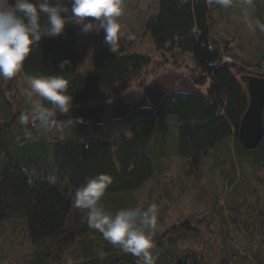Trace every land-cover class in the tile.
<instances>
[{"label": "rangeland", "instance_id": "1", "mask_svg": "<svg viewBox=\"0 0 264 264\" xmlns=\"http://www.w3.org/2000/svg\"><path fill=\"white\" fill-rule=\"evenodd\" d=\"M157 11L158 0H124L118 21L122 35L119 52L140 54L151 60L141 72V78L148 79V82L161 73L175 70L188 75L201 93H207V79L197 71L191 54L170 53L154 47L145 25ZM243 12L244 6L239 0H232V7L227 10L208 6V39L218 49L221 64L240 69L247 78L260 77L264 75V34L258 29H247ZM249 12L252 19L264 24V0H253V9ZM68 17L70 13L69 16L62 14V18ZM103 40L102 31L99 35L95 32L81 34L79 29L78 74L93 72L92 49L95 43ZM25 78L21 71L11 81L0 78V144L3 145L0 151V190L3 192H10L9 180L18 161L32 160L40 149H47L55 140L84 141L128 136L131 128L140 121V118L128 116L101 126L59 121L47 129L33 127L31 123L25 129L18 123L20 114L29 111L21 94L26 89ZM146 85L133 86L124 92L143 89ZM93 103L91 105L102 102ZM160 122L162 125L154 131L150 150L155 161L153 177L133 193L104 195L98 206L115 215L120 210L156 205L158 218L154 236L170 232L169 237L174 241L164 255L152 254L153 264H175L179 259L183 264H262L264 158L260 159L257 153L260 146L247 152L234 138L228 139L203 155L196 171L190 168L191 160L176 155V124L168 118ZM262 122L264 132L263 115ZM26 131L30 138L25 137ZM41 168L42 164L31 168L33 180L46 173ZM61 183L65 186L64 181ZM71 196L73 199L74 193ZM73 211L67 226L68 236L73 234V242L67 246L62 241L64 237L55 246H49L48 264H83L91 259H86L87 255L102 259L120 252L96 231L88 230L82 234L87 226V213ZM184 225L188 226L187 232L180 229ZM34 254L24 222L9 209L0 220V264H29Z\"/></svg>", "mask_w": 264, "mask_h": 264}, {"label": "trees", "instance_id": "2", "mask_svg": "<svg viewBox=\"0 0 264 264\" xmlns=\"http://www.w3.org/2000/svg\"><path fill=\"white\" fill-rule=\"evenodd\" d=\"M29 2L35 3V0ZM9 3L13 4L14 0ZM65 6L70 7L68 2ZM40 23H45L44 17ZM145 31L157 50L191 54L197 71L207 79V93L175 94L155 108L134 112L130 117L140 118V121L128 136L56 140L47 149H40L32 160H19L9 180L10 192L0 190V220L10 209L24 222L35 250L29 264H48L49 246H55L64 237L62 241L67 246L72 244L73 234L69 233L68 238L67 233L74 212L71 193L83 187L87 180L107 175L112 183L104 195H121L139 190L153 177L155 161L151 144L154 131L161 127L163 118L176 124V155L191 160L190 168L196 171L201 166L200 158L208 151L228 139L238 141L239 123L248 106L247 75L220 63L218 49L208 39L205 0H158V11L146 23ZM76 37L77 26L68 23L61 36L42 38L40 44L32 46L21 69L22 75L62 77L68 82L69 106L108 102L128 88L141 87L148 82L141 78V72L151 64L149 58L121 52L111 55L103 42L95 43L92 49L93 72L78 74ZM64 61L69 64L61 71L59 65ZM259 146L257 153L263 159L264 140ZM2 147L0 144V151ZM36 164H42L41 170L46 173L33 180L30 170ZM187 228L184 225L180 229L187 232ZM88 230L86 226L81 233L86 234ZM169 234L159 233L153 237L152 254H165L174 241ZM89 258L83 264H138L131 255L121 252L102 259L87 255L86 259ZM174 263L183 264V261L179 259Z\"/></svg>", "mask_w": 264, "mask_h": 264}, {"label": "clouds", "instance_id": "3", "mask_svg": "<svg viewBox=\"0 0 264 264\" xmlns=\"http://www.w3.org/2000/svg\"><path fill=\"white\" fill-rule=\"evenodd\" d=\"M0 0V78L13 80L21 71L30 55L33 45L40 44L42 38H56L63 34L65 25L71 23L80 27L81 34L104 33V45L111 55L119 52L122 38L118 23L124 0ZM244 6V23L249 31L259 30L264 34V24L251 18L253 0H239ZM208 6H219L227 10L232 0H205ZM69 19L62 18L69 16ZM41 17L45 23L41 25ZM91 21V22H89ZM131 39V37H129ZM64 61L59 65L61 71L68 66ZM26 89L21 93L29 106V111L18 117L20 126L27 129L31 123L50 128L56 113L66 115L70 99L66 95L68 82L60 76H28ZM51 107H45L44 105ZM25 137L30 138L25 132ZM112 183L107 175H98L86 181L77 189L73 197V208L87 213V226L98 232L104 241L122 254L131 255L138 264H153V237L157 226L158 209L156 205L146 208L135 207L120 210L110 215L99 202Z\"/></svg>", "mask_w": 264, "mask_h": 264}, {"label": "water", "instance_id": "4", "mask_svg": "<svg viewBox=\"0 0 264 264\" xmlns=\"http://www.w3.org/2000/svg\"><path fill=\"white\" fill-rule=\"evenodd\" d=\"M71 7V0H68ZM188 75L169 70L152 79L143 89H133L115 99L91 106H69L66 115L56 113L51 124L72 121L82 125L101 126L119 121L142 109H152L175 94H201ZM248 106L242 115L237 131L241 147L254 151L263 139L262 115L264 112V75L246 79ZM33 127L39 126L31 124Z\"/></svg>", "mask_w": 264, "mask_h": 264}, {"label": "crops", "instance_id": "5", "mask_svg": "<svg viewBox=\"0 0 264 264\" xmlns=\"http://www.w3.org/2000/svg\"><path fill=\"white\" fill-rule=\"evenodd\" d=\"M79 29L80 27L77 26V37H76V46H75V50H76V58L78 60V54H77V50H78V36H79ZM78 63V62H77ZM77 63H76V67H77Z\"/></svg>", "mask_w": 264, "mask_h": 264}, {"label": "bare ground", "instance_id": "6", "mask_svg": "<svg viewBox=\"0 0 264 264\" xmlns=\"http://www.w3.org/2000/svg\"><path fill=\"white\" fill-rule=\"evenodd\" d=\"M69 18V17H68ZM56 141V140H55Z\"/></svg>", "mask_w": 264, "mask_h": 264}]
</instances>
